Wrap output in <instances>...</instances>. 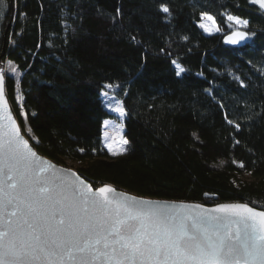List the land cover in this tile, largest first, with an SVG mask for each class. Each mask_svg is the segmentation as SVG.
<instances>
[{"label":"trees","instance_id":"obj_1","mask_svg":"<svg viewBox=\"0 0 264 264\" xmlns=\"http://www.w3.org/2000/svg\"><path fill=\"white\" fill-rule=\"evenodd\" d=\"M206 13L218 32L201 28ZM228 16L248 21L241 46L224 42ZM2 55L20 72L6 91L24 133L57 163H85L95 188L264 208V8L253 0H0ZM107 85L127 112L118 157L102 140Z\"/></svg>","mask_w":264,"mask_h":264},{"label":"snow or ice","instance_id":"obj_2","mask_svg":"<svg viewBox=\"0 0 264 264\" xmlns=\"http://www.w3.org/2000/svg\"><path fill=\"white\" fill-rule=\"evenodd\" d=\"M253 3L264 8V0ZM161 10L169 12L163 5ZM204 16L219 31L215 19ZM227 19L248 26V21L238 17ZM200 26L212 30L204 23ZM247 38V32L237 31L228 41L238 44ZM0 110V119L6 122L0 125V155L5 157L11 181L7 191L0 187V192L7 197L3 204L13 208L10 217H16L8 218L6 227L0 229V264H264V211L247 204H222L211 211L225 213L224 218L173 212L167 205L152 207L149 201L110 198L108 194L115 191L111 187L93 192L83 181L71 194L57 192L41 175L52 165L37 159L10 115L3 72ZM116 111L125 114L122 107ZM109 148L112 155L126 151Z\"/></svg>","mask_w":264,"mask_h":264},{"label":"water","instance_id":"obj_3","mask_svg":"<svg viewBox=\"0 0 264 264\" xmlns=\"http://www.w3.org/2000/svg\"><path fill=\"white\" fill-rule=\"evenodd\" d=\"M235 32H237V31L231 32V33L224 36L225 44L238 47V46H241L248 41L249 34H248L247 39L241 41L238 44L230 43L228 41V37ZM244 32H246V31H244ZM2 57H3V55L0 56V72L4 73L5 96L7 99L8 108L10 110V115L15 120L16 124L19 126L20 131H21V135L24 137V139L29 141V145L32 147L33 151L36 152L37 159L45 162L46 164L52 165V167L48 168L47 172L42 173L41 175L43 178H46L52 182L51 187H53V189L55 191L63 192L65 194H71V192H73L75 190V187L77 185H79V182L83 181L85 183V185H91L93 192H97V190L101 187H105V186L111 187L115 191L108 194L110 198L121 199V200H128V199L135 198L138 201H149V202H152V204L149 206L156 207V206L167 205V209L169 211H173V212L191 211V213L193 215L205 214L208 216H220L221 218H224L225 213H217V212L211 211L212 209H215L218 205H222V204H247L249 207H252V208L256 209L257 211H264V208H258V207H255L251 204L244 203V202L220 203L217 205L208 206L205 204H201V203H197V202H190V201L150 198V197L140 196V195L131 193L129 191H125L123 189L115 187L112 184H105V185H102L100 187L95 188L90 183V181H88L78 170L73 169V168L68 167V166H65L63 164L57 163V162L53 161L52 159L46 157L45 155L41 154L36 149L35 145L31 142V140L27 137V135L24 133V131L21 128V125L19 123V120L17 119V117H16V115H15V113H14V111L10 105V102H9V99L7 96V91H6V64H5V62H2ZM2 114H3L2 110H0V115H2ZM5 123L6 122L3 119H0V125H3ZM2 133H3V129L0 128V136H2ZM20 168H21V170H23V165H21ZM7 173H8V169L6 166L5 157L3 155H0V187H3L5 189V192L7 191V185L9 183H11V181L7 180ZM64 181L72 182V183H71V185H69L68 183H64ZM5 192H0V229H3L4 227H6V222H7L8 218H11L13 220L16 219V217H10V213L13 211V208L11 206H5L3 204V201H5L7 198L5 195ZM191 204H199V205H202L203 207L199 208V209H191V210L183 209L180 207L181 205H191ZM21 207H23V205H21ZM66 264H72V262L67 261ZM96 264H100V262L97 261Z\"/></svg>","mask_w":264,"mask_h":264},{"label":"rangeland","instance_id":"obj_4","mask_svg":"<svg viewBox=\"0 0 264 264\" xmlns=\"http://www.w3.org/2000/svg\"><path fill=\"white\" fill-rule=\"evenodd\" d=\"M207 15L212 16L211 14H207ZM212 17L215 19L214 16ZM215 22H216V19H215ZM202 23L212 28L211 21H208L205 18L204 14L201 17L200 25ZM215 26L218 27L217 22ZM230 26L235 31H242L241 29L243 28L242 26L236 24L233 21H230ZM202 29L207 34H213V33L218 32L214 28H212L211 31H206L205 28H202ZM177 66H178L179 72H181L180 68L182 67L179 64H177ZM6 74L13 76L16 80H19L20 78L19 70L17 69L16 65L11 61L6 62ZM117 90H118V86L107 85L106 89L102 92L104 105L106 109L111 113V116L105 119L104 121L102 140H103L104 146L108 150L109 155L113 157H118L120 155H123L127 151L128 144H129V143H127L126 145L120 144L121 139H125L128 141L126 134H125V124H124L127 112L122 102V99L118 97L117 93L115 92ZM120 107L124 109L125 114L123 116L120 115L118 111H116V109ZM25 132L30 134L29 127L27 126V124L25 126ZM109 145H111L112 150L119 152L121 151V149H126V151H123V153L120 155H112V151L110 150ZM84 165L85 163L80 162L78 160H73L70 158L65 159V166L71 167L76 170L78 168L83 167ZM240 180L247 182V181H251L252 177L250 176V174L245 173L240 176Z\"/></svg>","mask_w":264,"mask_h":264}]
</instances>
